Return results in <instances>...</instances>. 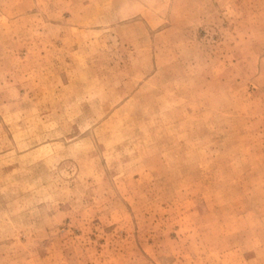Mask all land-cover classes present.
I'll return each instance as SVG.
<instances>
[{
	"label": "rangeland",
	"instance_id": "obj_1",
	"mask_svg": "<svg viewBox=\"0 0 264 264\" xmlns=\"http://www.w3.org/2000/svg\"><path fill=\"white\" fill-rule=\"evenodd\" d=\"M0 264H264V0H0Z\"/></svg>",
	"mask_w": 264,
	"mask_h": 264
}]
</instances>
